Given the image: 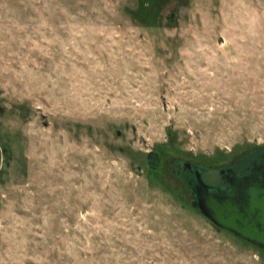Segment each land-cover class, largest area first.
<instances>
[{
	"label": "rangeland",
	"instance_id": "374dc122",
	"mask_svg": "<svg viewBox=\"0 0 264 264\" xmlns=\"http://www.w3.org/2000/svg\"><path fill=\"white\" fill-rule=\"evenodd\" d=\"M260 147L264 0H0V264H264L183 167Z\"/></svg>",
	"mask_w": 264,
	"mask_h": 264
},
{
	"label": "water",
	"instance_id": "95a60500",
	"mask_svg": "<svg viewBox=\"0 0 264 264\" xmlns=\"http://www.w3.org/2000/svg\"><path fill=\"white\" fill-rule=\"evenodd\" d=\"M261 159L262 165L229 182L225 193L211 191L203 181L201 172L207 171L206 167L189 161H184L183 167L188 172L186 184L192 192V206L218 227L264 248V154Z\"/></svg>",
	"mask_w": 264,
	"mask_h": 264
},
{
	"label": "flooded vegetation",
	"instance_id": "af4514ba",
	"mask_svg": "<svg viewBox=\"0 0 264 264\" xmlns=\"http://www.w3.org/2000/svg\"><path fill=\"white\" fill-rule=\"evenodd\" d=\"M263 154L264 149L260 147L259 149L255 150L254 155L252 154L253 156L244 157L243 160L239 159L231 164L226 165L225 167L219 168L216 171L213 170V173L215 174L213 180H206L205 178L209 170L201 172L202 179L210 186L211 191L219 190V192L225 193L230 189L229 182L249 174L253 168L262 165L263 162L261 157ZM191 178H193V176Z\"/></svg>",
	"mask_w": 264,
	"mask_h": 264
},
{
	"label": "trees",
	"instance_id": "16d2710c",
	"mask_svg": "<svg viewBox=\"0 0 264 264\" xmlns=\"http://www.w3.org/2000/svg\"><path fill=\"white\" fill-rule=\"evenodd\" d=\"M148 175L151 177V178H154L155 177V172H154V165H152V164H150L149 163V167H148ZM213 223V222H212ZM214 224V223H213ZM214 227H215V229H222V228H220V227H218L217 225H213ZM240 239H242L243 241H245L246 243H248V244H251V245H253V246H256V247H258V248H260L261 250H264V248L263 247H261V246H259V245H257V244H254V243H252V242H249V241H247L246 239H244V238H242V237H240Z\"/></svg>",
	"mask_w": 264,
	"mask_h": 264
}]
</instances>
